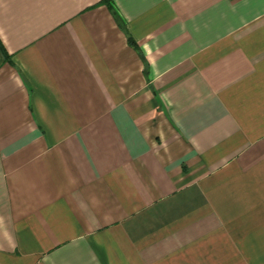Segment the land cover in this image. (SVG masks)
<instances>
[{"label":"crops","instance_id":"0c3cea01","mask_svg":"<svg viewBox=\"0 0 264 264\" xmlns=\"http://www.w3.org/2000/svg\"><path fill=\"white\" fill-rule=\"evenodd\" d=\"M0 264H264V0H0Z\"/></svg>","mask_w":264,"mask_h":264},{"label":"trees","instance_id":"16d2710c","mask_svg":"<svg viewBox=\"0 0 264 264\" xmlns=\"http://www.w3.org/2000/svg\"><path fill=\"white\" fill-rule=\"evenodd\" d=\"M129 41L132 45H135V41H133V39L131 37H129Z\"/></svg>","mask_w":264,"mask_h":264}]
</instances>
